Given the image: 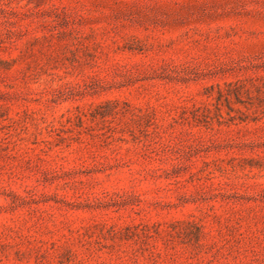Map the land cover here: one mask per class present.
Wrapping results in <instances>:
<instances>
[{
    "label": "rangeland",
    "instance_id": "rangeland-1",
    "mask_svg": "<svg viewBox=\"0 0 264 264\" xmlns=\"http://www.w3.org/2000/svg\"><path fill=\"white\" fill-rule=\"evenodd\" d=\"M0 264H264V0H0Z\"/></svg>",
    "mask_w": 264,
    "mask_h": 264
}]
</instances>
